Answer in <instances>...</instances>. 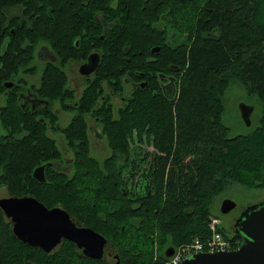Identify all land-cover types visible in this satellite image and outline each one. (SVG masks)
Instances as JSON below:
<instances>
[{
  "label": "flooded vegetation",
  "instance_id": "flooded-vegetation-1",
  "mask_svg": "<svg viewBox=\"0 0 264 264\" xmlns=\"http://www.w3.org/2000/svg\"><path fill=\"white\" fill-rule=\"evenodd\" d=\"M138 2L143 23L159 36L145 54L148 70L131 74L124 25L135 0H0V69L6 67L0 75V125L9 134L15 118H23L26 123L17 128L34 131L31 138L40 141L36 147L43 155L26 175H7L0 167V264H128L129 255L120 250L122 237L111 239L106 228L111 217H125L127 169L133 160L123 149L112 148L106 130L139 90L172 97L180 69L156 55L163 45L179 42V36L168 22L149 20L153 6ZM1 141L12 142L0 136ZM44 142L51 146L48 155ZM85 194L95 201L90 209L80 202ZM22 198L66 211L76 231L92 229L107 242L96 248L85 230L74 235L83 237L82 244L55 235L41 241L40 232L18 235L19 220L1 201Z\"/></svg>",
  "mask_w": 264,
  "mask_h": 264
},
{
  "label": "trees",
  "instance_id": "trees-1",
  "mask_svg": "<svg viewBox=\"0 0 264 264\" xmlns=\"http://www.w3.org/2000/svg\"><path fill=\"white\" fill-rule=\"evenodd\" d=\"M135 2V9L125 12L124 25L126 70L131 74H137L136 69L148 70L145 54L151 44L158 43L159 36L155 27L143 23L144 12L139 11L138 0ZM261 2L158 0L152 4L143 0L142 6H153L149 20L168 22L179 36V42L163 45L156 55L161 62L170 59L180 69L172 97L141 89L128 100L123 116L106 130L117 151L123 149L129 155V141L136 133L140 139L147 137L156 143L161 152L154 154L147 166L149 181L143 195L135 186L131 193L138 175L136 171L127 173L124 230H113L110 235L111 239L122 237L120 250L124 247L129 255L128 264H151L154 242L161 252L155 264H163L165 247L211 236L210 206L223 192L238 185L264 188V27L257 20ZM233 78L258 96L262 110L257 128L230 136V127L222 117L223 92ZM15 119V128L1 136L12 142H0V167L3 165L7 175L17 171H26V175L43 155L36 147L40 141L31 138L34 131L27 134L18 129L26 122L18 116ZM44 145L48 155L51 146L49 142ZM147 212L155 217L152 228L148 227ZM221 230L228 236L224 226ZM141 247H148V253L144 255Z\"/></svg>",
  "mask_w": 264,
  "mask_h": 264
},
{
  "label": "water",
  "instance_id": "water-1",
  "mask_svg": "<svg viewBox=\"0 0 264 264\" xmlns=\"http://www.w3.org/2000/svg\"><path fill=\"white\" fill-rule=\"evenodd\" d=\"M240 107L245 121L250 124L248 115L251 114L252 108L248 104H241ZM38 170H41L44 175L42 168ZM38 170L35 171L36 176L39 175ZM27 201L33 203L34 206L30 207L28 204H23ZM1 203L7 211L14 210L12 214L19 220L16 230L20 236L40 232L42 237L39 239L41 241H43L45 235H55L57 239H60L61 236H68L70 239L72 238L77 243L82 244L85 241L83 237L74 235L85 230L91 236L90 239H87L88 242L94 244L96 248H101L107 242L100 233L92 229L85 228L76 231L77 228L72 224L71 217L66 211L48 209L35 199H5ZM236 206L237 202L234 199L226 198L221 203V212L228 213ZM24 221H26V224H24ZM234 228L235 233L243 239L239 248L235 250H214V252L201 250L189 255V257L187 256L181 264H264V201L247 206L237 218ZM96 251L99 256L101 252L98 249ZM110 252L117 256L112 244ZM173 253V246L165 249L166 256H171ZM106 260L117 262V259L113 257H108Z\"/></svg>",
  "mask_w": 264,
  "mask_h": 264
},
{
  "label": "rangeland",
  "instance_id": "rangeland-1",
  "mask_svg": "<svg viewBox=\"0 0 264 264\" xmlns=\"http://www.w3.org/2000/svg\"><path fill=\"white\" fill-rule=\"evenodd\" d=\"M153 1L158 2V0ZM261 3L260 13L257 20L259 19V21H262V27H264V0H262ZM261 99L264 103V95L261 97ZM223 100L225 111L222 117L224 118V122L230 127V136L245 134L248 133V131L251 132L254 130V128H257L260 123L262 110L261 101L257 95L246 90V87L240 80H236L233 78V80L230 81L229 85L223 92ZM241 104H248V106L252 108L251 114L248 115L250 117V124H247L242 115L240 107ZM7 132L8 131L3 129V127L0 125V136H4ZM90 136L93 140L96 139L94 132H91ZM129 143L130 154L135 164L132 166L131 163L130 167L127 169V173H129L130 171H136L135 173L138 175L130 186L132 189L131 193L134 194V191L137 190L140 195H143L144 193H146V181H149V179L147 180L146 178L148 175L147 166L151 163L153 155L156 153L161 154V152L156 147V143H154L152 140H148L147 137L140 139V137L136 133L133 134V137H131ZM28 147L30 146H25V148ZM64 154L68 156L67 151H64ZM133 186L136 187L135 190L133 189ZM226 198L234 199L237 202V206L230 212L224 214L221 212V203ZM261 201H264V188L246 187L242 185L231 187L229 190L223 192L213 201L210 206L211 216L219 217L222 220V225L227 229V235L233 236V234L231 233L234 232L235 221L240 216L241 212H243L250 204H255ZM80 202L87 204L88 208L90 209L91 206L93 207L95 201H93L92 197L90 198L88 194H85L82 196V201L80 200ZM149 214L150 213L147 212L145 215L147 217V220L149 221L148 227L150 226V228H152L151 226H153L155 222V217L153 216V214ZM124 218L116 220L114 217H111L106 228V233L110 236V234L113 232V229L117 228L120 230L123 223L125 222ZM146 235L149 239H152V234H150V231H146ZM153 235L154 237H156L155 233ZM116 238L119 240V238L121 237L120 235H118ZM153 247L154 253L153 260H151L150 262L151 264H155L156 260L161 256V252L159 251V244L157 242H154ZM167 247H165V249ZM147 249L148 247H141V251H145L144 255L148 253ZM13 256L16 259L17 251ZM147 262L148 259H146V263Z\"/></svg>",
  "mask_w": 264,
  "mask_h": 264
},
{
  "label": "built area",
  "instance_id": "built-area-1",
  "mask_svg": "<svg viewBox=\"0 0 264 264\" xmlns=\"http://www.w3.org/2000/svg\"><path fill=\"white\" fill-rule=\"evenodd\" d=\"M221 228L222 220L217 216L211 217L209 221L211 236L209 238L203 240L196 237L189 242L176 246L174 254L164 259L163 264H180L185 257L201 250L213 252L214 250H225L227 248L231 250L239 247L241 239L235 236H225Z\"/></svg>",
  "mask_w": 264,
  "mask_h": 264
}]
</instances>
